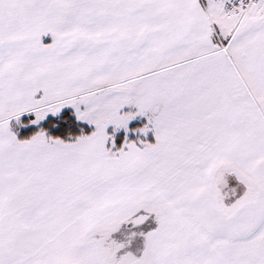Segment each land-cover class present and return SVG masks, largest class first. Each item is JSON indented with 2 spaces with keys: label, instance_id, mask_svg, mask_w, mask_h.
Masks as SVG:
<instances>
[{
  "label": "snow or ice",
  "instance_id": "1",
  "mask_svg": "<svg viewBox=\"0 0 264 264\" xmlns=\"http://www.w3.org/2000/svg\"><path fill=\"white\" fill-rule=\"evenodd\" d=\"M0 264H264V0H0Z\"/></svg>",
  "mask_w": 264,
  "mask_h": 264
}]
</instances>
